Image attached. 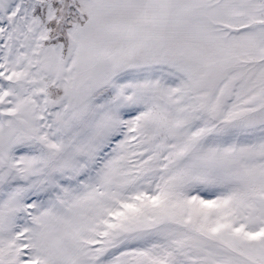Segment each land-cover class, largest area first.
I'll list each match as a JSON object with an SVG mask.
<instances>
[{
  "label": "snow or ice",
  "instance_id": "1",
  "mask_svg": "<svg viewBox=\"0 0 264 264\" xmlns=\"http://www.w3.org/2000/svg\"><path fill=\"white\" fill-rule=\"evenodd\" d=\"M0 264H264V0H0Z\"/></svg>",
  "mask_w": 264,
  "mask_h": 264
}]
</instances>
